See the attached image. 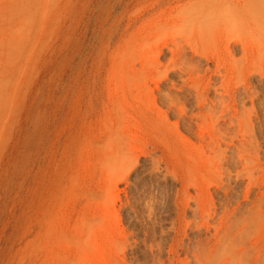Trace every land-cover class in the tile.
<instances>
[{"label": "rangeland", "instance_id": "rangeland-1", "mask_svg": "<svg viewBox=\"0 0 264 264\" xmlns=\"http://www.w3.org/2000/svg\"><path fill=\"white\" fill-rule=\"evenodd\" d=\"M213 1L0 0V264H264V0Z\"/></svg>", "mask_w": 264, "mask_h": 264}, {"label": "bare ground", "instance_id": "bare-ground-1", "mask_svg": "<svg viewBox=\"0 0 264 264\" xmlns=\"http://www.w3.org/2000/svg\"><path fill=\"white\" fill-rule=\"evenodd\" d=\"M214 1H215V0H214ZM214 1H213L214 4L211 5V3H210V6H208L206 9H204V14H205V16L207 17V21H208V22L213 21L214 18H215V19L220 18V17H219V16H220L219 14H220V13H223V11H222L221 9H219V7H221L222 4H221V6H220V5H219L220 3H218V2L215 3ZM215 4H216V5L218 4V6L216 7ZM206 6H207V5H206ZM204 8H205V7H204ZM224 12L227 14V16H228L227 18H228V21H230V24H231V23H232V24H236V23L234 22V21H236V20H235L236 17H235V13H234L233 9L230 8V7H226ZM225 13H223V15H224ZM221 17H222V16H221ZM239 17L241 18V19H240V25H241V24H242L241 21H243V20H242L241 14L237 13V18L239 19ZM243 17H244V14H243ZM220 20H221V19H220ZM232 24H231V27L234 26V25H232ZM241 26H242V25H241ZM241 26H240V28H241V30H242V27H241ZM233 28H236V26H235V27H232V29H233ZM240 28H239V30H240ZM236 29H237V28H236ZM236 29H235V30H236ZM244 29H245V28H244ZM242 31H243V30H242ZM237 32H238V31H236V33H237ZM233 34H234V32H233ZM234 35H235V34H234ZM242 35H243V34H242ZM229 46H230V45H229ZM232 46L235 47V44H233ZM240 47H241V50L244 51V46L240 44ZM160 51H161V50H160ZM173 51H174V49H173ZM177 51H184V50H182V49H180V48L178 47V50H177ZM243 90L245 91L246 89L243 87ZM152 159H153V158H152ZM158 161H159V160H158ZM158 161H155V162H154V160H153V162H152V163H153V164H152L153 166L151 165V167H150L151 169H150V170H152V168H154V169H153V171H154V170H158V169L160 168V167L158 166V165H160V164H157ZM156 162H157V163H156ZM155 164L159 167L158 169H156V167H154ZM165 165H166V164H165ZM165 165H164V166H165ZM165 168H166V169L163 170V171H166V172H164V174H165V173L168 174L167 172L169 171V169H168L167 166H165ZM159 170H160V169H159ZM161 171H162V169H161ZM149 172H150V171H149ZM154 172H155V171H154ZM169 172H170V173L172 172V175H171V176H172L173 178L177 179V181L179 180V177H178V175L176 174V172L174 173V172L171 171V170H170ZM162 173H163V172H162ZM157 174H158V173H157ZM166 174H165V175H166ZM151 175H153V174H151ZM165 175L163 176V178H164L163 181L167 180V179H166V176H167V175H166V176H165ZM154 176H155V175H154ZM155 177H157V176H155ZM151 179H152V177H151ZM154 179H155V178H154ZM156 179H157V178H156ZM175 179H174V180H175ZM161 180H162V179H161ZM156 181H157V180H156ZM179 181H180V180H179ZM157 184H158V182H157ZM152 185H154V182H153V184H151L150 189L153 187ZM186 185H187V183H186ZM191 185H193V183H192ZM156 186H157V185H156ZM193 186H194V185H193ZM208 186H209V185H208ZM154 187H155V185H154ZM146 188H149V187L147 186ZM143 189H144V188H143ZM195 189H196V188H195ZM152 190H153V189H152ZM154 190H155V189H154ZM157 190H158V189H157ZM185 190H187V189H185ZM140 191H141V190H140ZM148 191H150V190L145 191L146 193H142L143 195H141V196H142L141 199L143 200V203H144L143 205H144L145 208L147 209V212H149V214H150V213L152 212V210H154V205H155V204H154V196L152 195V194H153V193H152L153 191H150V192H148ZM163 191H164V190H163ZM143 192H144V191H143ZM161 192H162V191H161ZM183 193L185 194V192H183ZM215 193H217V192H215ZM146 194H147V195H146ZM158 194H161V193H158ZM185 195H186V194H185ZM227 195H228V194H227ZM141 196H140V197H141ZM156 196H157V195H156ZM186 196H187V195H186ZM138 197H139V196H138ZM157 198H158V197H157ZM155 199H156V197H155ZM188 199H189V197H188ZM192 199H193V200H192ZM218 199H219V198H218ZM220 199H221V198H220ZM138 200H139V199H138ZM160 200H161V199H160ZM162 200H163V199H162ZM191 200L193 201L192 204H194V205H193V207H192V205L190 206V204H189L188 206H190V207L192 208V210L190 209V210L192 211V214H193V215H194V214L196 215V211L199 210L198 194H196L195 196H191ZM210 200H211V199H210ZM140 201H141V200H140ZM189 201H190V200H189ZM135 202L137 203V201H135ZM161 202H162V201H161ZM161 202H160V203H161ZM244 202H245V200H244ZM136 203H135V205H136ZM139 203H140V202H139ZM212 203H213V201H212ZM212 203H211V204H212ZM133 204H134V203H133ZM161 204H162V203H161ZM243 205H244V204H243ZM243 205H242V206H243ZM209 206H210V205H209ZM244 206H245V205H244ZM244 206H243V207H244ZM135 207H136V206H135ZM135 207H134V208H135ZM156 207H158V206H156ZM203 207H204V206H203ZM220 207H221V206H220ZM137 208H139V207H137ZM137 208H136V209H137ZM186 208H188V207H186ZM142 209H143V208H142ZM188 209H189V208H188ZM209 209H210V208H209ZM155 210H156V209H155ZM211 210H212V209H211ZM243 210H244V209H243ZM134 211H135V210H134ZM156 211H157V210H156ZM140 212H141V211H140ZM157 212H158V211H157ZM186 212H187V211H186ZM193 212H194V213H193ZM243 212H244V211H243ZM142 213H143V212H142ZM197 213H198V212H197ZM162 214H163V213H162ZM192 214H191V215H192ZM205 214H206V213H205ZM207 214H208V213H207ZM135 215H136V214H135ZM154 215H155V214H154ZM160 215H161V214H160ZM160 215H159V216H160ZM195 215H194V216H195ZM197 215H198V214H197ZM140 216H141V215H140ZM145 216H146V215H145ZM147 217H148V216H147ZM153 217H154V216H153ZM156 217H158V216H156ZM141 218L143 219L142 216H141ZM158 218H159V217H158ZM158 218H156V219H158ZM208 218H210V217H208ZM193 219H194V218H193ZM159 220H160V219H159ZM205 220H206V219H205ZM153 221H154V220H153ZM195 221H196V220H195ZM197 221H198V220H197ZM210 221H211V220H210ZM148 223H149V222H148ZM160 223H162V222H160ZM157 224H158V223H157ZM186 224H187V223H186ZM194 225H195V223H194ZM196 225H197V223H196ZM147 226H148V225H147ZM149 226H150V225H149ZM189 226H190V225H189ZM197 227H198V226H197ZM150 228H151V227H150ZM160 229H161V228H160ZM195 229H196V228H195ZM148 230H149V229H148ZM197 231H198V230H197ZM195 234H196V233H195ZM194 237H195V236H194ZM184 238H185V237H184ZM185 239H186V238H185ZM161 240H162V237H161ZM192 240H193V239H192ZM185 242H186V241H185ZM189 244H190V243H189ZM184 245H186V243H185ZM192 245H193V244H192ZM193 246H194V245H193ZM190 247H191V246H190Z\"/></svg>", "mask_w": 264, "mask_h": 264}]
</instances>
